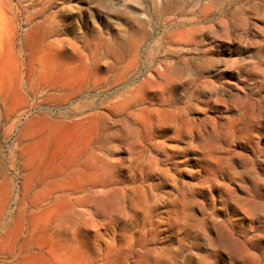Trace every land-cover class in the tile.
Instances as JSON below:
<instances>
[{
    "label": "rangeland",
    "instance_id": "rangeland-1",
    "mask_svg": "<svg viewBox=\"0 0 264 264\" xmlns=\"http://www.w3.org/2000/svg\"><path fill=\"white\" fill-rule=\"evenodd\" d=\"M48 45L76 62L53 86L22 84L29 60ZM7 91L78 92L53 112L107 118L94 146L114 179L149 187L156 220L178 200L190 202L185 235L134 233L116 247L114 235L98 242L95 229L84 232L102 258L150 263L147 255L164 250V264H264V0H0V92ZM3 140L0 127V172L18 186L25 172L18 158L16 177L7 170L13 138ZM14 208L0 215V232L18 210L29 212ZM68 227L53 225L59 252L39 253L56 263L72 252ZM18 245L0 253V264L22 261Z\"/></svg>",
    "mask_w": 264,
    "mask_h": 264
},
{
    "label": "bare ground",
    "instance_id": "bare-ground-1",
    "mask_svg": "<svg viewBox=\"0 0 264 264\" xmlns=\"http://www.w3.org/2000/svg\"><path fill=\"white\" fill-rule=\"evenodd\" d=\"M74 60L71 54L48 45L38 59L29 60V78L22 84L33 80L36 85L53 86L71 69ZM37 93L0 92V127L5 142L13 138L7 151V170L16 177L18 158L25 172L18 186L7 171L0 172V215L7 211L12 214L8 210L11 204L15 211L19 206L29 208L27 215L18 210L10 228L0 232V253L14 254L19 244L17 253L27 254L18 264H126L121 255L102 258L95 244L82 241V234L95 229L92 234L98 242L101 236L111 234L116 247H124L134 233L153 237L160 231L178 236L192 231V206L186 198L175 202L166 217L156 220L157 203L149 187L127 188L123 178L111 176L108 162L94 146L98 131L108 124L105 116L69 120L53 111L57 102H68L78 92L42 91L39 97ZM70 111L68 108L66 115ZM75 111L79 113L81 109ZM84 212L88 214L86 219ZM94 224L101 227L93 228ZM53 225L69 226L76 240L75 249L56 263L39 253L46 247L60 251V235L54 232ZM200 232L208 235L204 228ZM232 247L237 251L241 248L236 242ZM163 251L147 255L150 263L140 259L136 264H164L168 255ZM248 259L251 263L254 258L250 255Z\"/></svg>",
    "mask_w": 264,
    "mask_h": 264
}]
</instances>
